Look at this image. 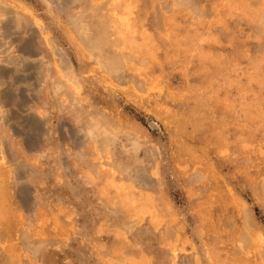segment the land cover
Returning a JSON list of instances; mask_svg holds the SVG:
<instances>
[{
	"label": "rangeland",
	"instance_id": "rangeland-1",
	"mask_svg": "<svg viewBox=\"0 0 264 264\" xmlns=\"http://www.w3.org/2000/svg\"><path fill=\"white\" fill-rule=\"evenodd\" d=\"M0 264H264V0H0Z\"/></svg>",
	"mask_w": 264,
	"mask_h": 264
}]
</instances>
